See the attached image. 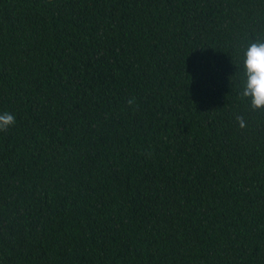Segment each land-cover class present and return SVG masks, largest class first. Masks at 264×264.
<instances>
[{
  "label": "trees",
  "instance_id": "obj_1",
  "mask_svg": "<svg viewBox=\"0 0 264 264\" xmlns=\"http://www.w3.org/2000/svg\"><path fill=\"white\" fill-rule=\"evenodd\" d=\"M260 41L264 0H0V264H264Z\"/></svg>",
  "mask_w": 264,
  "mask_h": 264
},
{
  "label": "clouds",
  "instance_id": "obj_2",
  "mask_svg": "<svg viewBox=\"0 0 264 264\" xmlns=\"http://www.w3.org/2000/svg\"><path fill=\"white\" fill-rule=\"evenodd\" d=\"M244 86L239 92L241 100H249L253 110H264V41L251 43L244 53ZM133 111L139 107L136 96L126 100ZM240 128L247 127L243 116H236ZM16 115L10 111L0 112V132H7L16 125Z\"/></svg>",
  "mask_w": 264,
  "mask_h": 264
}]
</instances>
